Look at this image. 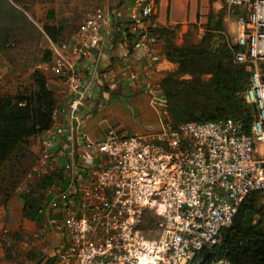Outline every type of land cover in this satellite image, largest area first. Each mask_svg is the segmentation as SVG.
Instances as JSON below:
<instances>
[{"label":"built area","instance_id":"obj_1","mask_svg":"<svg viewBox=\"0 0 264 264\" xmlns=\"http://www.w3.org/2000/svg\"><path fill=\"white\" fill-rule=\"evenodd\" d=\"M130 1L135 44L149 54L158 43L151 25L154 1ZM224 1L238 13L234 60L250 72L244 99L254 112L247 130L232 117L174 123L155 83L149 92L162 114L159 131L129 135L109 127L90 141L79 112L91 100L93 86L113 90L116 85L96 63L89 79L73 71L64 76L69 93L64 129L56 137V107L30 174L44 175L58 150L74 166L63 194L64 213L50 220L66 236L56 255L58 264H199L198 253L220 243L222 230L232 224L246 198L264 193V0ZM106 23L97 11L70 41L58 45L49 40L51 59L36 68L61 74L69 49L76 57H88ZM145 228L155 229L157 236L147 238ZM212 264L229 261L220 258Z\"/></svg>","mask_w":264,"mask_h":264},{"label":"trees","instance_id":"obj_2","mask_svg":"<svg viewBox=\"0 0 264 264\" xmlns=\"http://www.w3.org/2000/svg\"><path fill=\"white\" fill-rule=\"evenodd\" d=\"M48 17L51 18L52 14ZM214 17H217L216 21ZM222 21L220 12L208 16L206 29L211 36L224 30ZM43 30L58 45L68 41V37L59 40L63 34L62 25L45 24ZM169 30L159 26V33L163 36L170 34L172 37ZM171 37H166L161 51L177 67L166 72L159 83L170 119L179 123L232 117L243 121L247 130L254 112L253 106L244 99L250 72L234 60L239 49L237 45L228 43L221 35H218L216 45L212 38L177 45ZM50 59L51 53L46 52L43 62ZM32 76L35 84L32 93L0 94V207L8 202L16 187L38 162L40 154L31 150L30 139H39L53 123L52 114L57 106L54 91L48 87L44 72L36 70ZM185 76L189 78L185 79ZM49 178L46 176L39 184L42 189L51 183ZM258 194L264 193L253 192L242 203L232 224L222 230L219 244L198 253L199 264H212L220 258H226L229 264H264V206L256 205ZM39 202L29 195L24 214L33 216ZM152 221L150 218L149 223Z\"/></svg>","mask_w":264,"mask_h":264},{"label":"crops","instance_id":"obj_3","mask_svg":"<svg viewBox=\"0 0 264 264\" xmlns=\"http://www.w3.org/2000/svg\"><path fill=\"white\" fill-rule=\"evenodd\" d=\"M97 2L100 6L97 11L102 12L107 19L101 29L98 47L84 58L76 57L69 49L65 53V69L61 74L53 76L52 82L58 96V115L54 121L56 137L61 136L67 119L65 109L69 93L62 81L64 76L73 71L89 79L95 63L99 72L104 73L108 81L115 83L116 87L113 90L102 87L101 90V87L99 89L98 86H93L91 100L79 112L90 141H96L103 136V125L107 124V119L112 115L111 107L106 104L111 99L132 102L139 109L142 120H147L149 112L159 127L161 125L158 107L152 102L148 91L155 83H160L172 64L164 58L159 43L151 48L149 54L137 48L135 34L129 24L130 0ZM154 5L156 17L151 19L152 26L155 23H193L197 18L198 0H157ZM174 14H179V18H174ZM78 28L68 36V41ZM5 84V81L0 80V94L11 87H6ZM103 104L107 105L104 110ZM42 138L43 135L38 139L39 146H36L38 154L42 150ZM53 155L44 175L27 176L16 187L8 202L0 207V264H58L56 255L66 243V236L55 231L50 220L64 213L63 194L74 177V166H71L61 150L55 151ZM46 176L50 177L51 183L42 189L39 184ZM29 195L40 200L37 211L31 217L24 214L26 198ZM73 199L67 197V201Z\"/></svg>","mask_w":264,"mask_h":264},{"label":"rangeland","instance_id":"obj_4","mask_svg":"<svg viewBox=\"0 0 264 264\" xmlns=\"http://www.w3.org/2000/svg\"><path fill=\"white\" fill-rule=\"evenodd\" d=\"M97 1L98 0H0V80L5 81L6 87L9 85L11 86L3 95H15L17 92L30 94L35 90L34 77L32 75L34 71L38 70L36 66L43 62L45 53L49 52L48 47L50 39L44 32L43 26L45 24L62 25L63 34L59 40H65L80 27L81 23L86 18L100 9ZM197 9V18L193 23H155L152 26V30L157 34L160 46H162L166 37L171 36L170 34L166 36L161 35V33H159V26H165L170 29L169 31L173 33L171 39L177 45H181L185 41H189L190 43H197L200 40L208 41V38H212V42L216 45L218 43V35H221L228 43L234 44V36L238 21L237 10L230 8L224 0H198ZM218 12L223 15L222 26L224 30L222 32H215L213 35L216 36H211L212 33L210 31L208 32L206 29L208 16L211 13L217 14ZM49 14H52L51 18L48 17ZM178 16L179 14H174V18H179ZM155 17L156 14L153 12L151 19L153 20ZM216 19L217 17H214L213 20L216 21ZM204 37L206 38L203 39ZM170 64H172V66L169 71L175 70L177 64L173 62H170ZM45 74L47 85L54 91L57 104V89L52 82L54 74ZM188 78V76H185V79ZM157 89L162 96L160 84ZM148 93L151 98L149 91ZM149 102L150 99L148 104ZM106 104L111 107L112 115L107 119V124L103 125L105 126L104 130L113 127L121 130L125 134L132 135L152 134L160 129L158 122L154 120V117L151 116L152 114H149V112H147V120H142L139 109L133 106V103L130 101L124 99L116 101L111 99ZM105 105L103 104L104 108L102 110L107 107V105ZM132 130L136 132H132ZM29 145L31 150L36 152V146H39L37 137L31 138ZM262 155H264L263 148ZM33 167H31L26 177L33 173ZM258 196L259 199L256 205L263 207L264 194H258ZM254 219H257V216H254ZM149 227L153 228L152 225ZM144 234L147 238H153L157 236V231L155 229L148 231L147 228H145Z\"/></svg>","mask_w":264,"mask_h":264}]
</instances>
